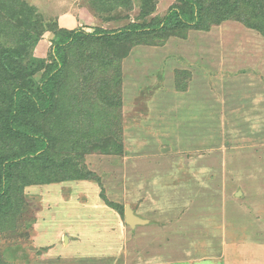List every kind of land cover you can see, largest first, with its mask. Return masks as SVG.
<instances>
[{"label":"rangeland","instance_id":"374dc122","mask_svg":"<svg viewBox=\"0 0 264 264\" xmlns=\"http://www.w3.org/2000/svg\"><path fill=\"white\" fill-rule=\"evenodd\" d=\"M21 2L42 30L21 56L36 83L57 32L118 30L179 5ZM199 2L198 31L70 52L60 107L46 130L57 161L76 162V170L29 166L15 174L14 210L0 216V264H151V247L135 252L124 220L125 206L141 204L159 209L150 224L176 223L186 242L194 235L199 242L178 248L181 261L152 264H264L263 1ZM86 170L100 183L76 179ZM101 193L122 209L108 207Z\"/></svg>","mask_w":264,"mask_h":264},{"label":"trees","instance_id":"16d2710c","mask_svg":"<svg viewBox=\"0 0 264 264\" xmlns=\"http://www.w3.org/2000/svg\"><path fill=\"white\" fill-rule=\"evenodd\" d=\"M97 2L107 4L111 9L130 7V0ZM177 2L179 5H173L162 19L154 18L147 23H130L118 30L57 32L51 46V62L44 67L36 83L21 60L33 34L42 31L36 16L21 0H0V142L8 147L0 153V216H9L14 210V178L20 169L30 166L61 171L64 167L74 166L76 170V162L57 161L53 154L55 139L46 130L51 126L46 121L60 107L59 97L70 52L85 48L88 43L143 42L152 36L163 37L177 30H200L202 5L199 0ZM89 137L93 138L92 134L85 140L89 141ZM115 147L123 153V142ZM101 150L105 152V147ZM76 179L100 183L99 177L87 170ZM100 198L108 207L117 211L122 209L109 202L104 193Z\"/></svg>","mask_w":264,"mask_h":264},{"label":"crops","instance_id":"0c3cea01","mask_svg":"<svg viewBox=\"0 0 264 264\" xmlns=\"http://www.w3.org/2000/svg\"><path fill=\"white\" fill-rule=\"evenodd\" d=\"M241 77H242V75L240 77H237V79L234 80V82L240 81ZM244 77H248V76L244 75ZM194 162L200 163V161H194ZM210 165L215 166L216 164L213 163ZM179 187H181V185L177 184V185H175L174 189L176 190ZM181 196H183V195H181ZM141 205L142 206L137 207L138 209L136 208L132 211H133L134 215H136L137 217L141 218L142 220H147L148 224H146L144 226L136 227L133 231H130L131 235L129 234V238H130V244L132 245L134 250L142 248V247L149 249V247H151L149 249L150 251L148 253H146V256H148V258H147L148 262L151 261L150 263L152 264L153 261L156 260V258H158V257H159L158 261H162V260L165 262L166 261L167 262L181 261L182 259H180V258L184 257L185 255H183V256L181 255V257H178L179 253H177V252H178L179 247H181L183 244H185L186 246H188L189 244H195L194 246L199 244V242L196 239H194L196 237V235H194L192 242H190V240H192V236L186 242V239H187L186 234H188V233H186V229L184 230L183 233H181L180 230L179 231L177 230V233L174 232V230L178 226L176 223L174 224L172 222L171 224L168 225V227H163V228L158 227V225L156 226L155 224H150L152 221L155 220V217H156L157 213L159 212V209L157 208L156 209L157 212L153 213V211L151 209H147L148 207L144 208V204H141ZM161 213H164V212L161 211ZM155 222H158V221L155 220ZM164 236L169 238L170 242H169V240L167 242V238H165ZM159 238L164 239V240H161L164 242L163 245L159 244V241H158ZM199 241H201V239ZM136 251L137 250H135V252ZM168 254H169V257H168ZM141 257H142V255H141ZM144 261H146V260H144ZM140 262L142 263V261H140Z\"/></svg>","mask_w":264,"mask_h":264},{"label":"water","instance_id":"95a60500","mask_svg":"<svg viewBox=\"0 0 264 264\" xmlns=\"http://www.w3.org/2000/svg\"><path fill=\"white\" fill-rule=\"evenodd\" d=\"M124 220L126 225L132 230H134L137 226H144L148 224L147 220H142L141 218L134 215L129 205L125 206Z\"/></svg>","mask_w":264,"mask_h":264}]
</instances>
